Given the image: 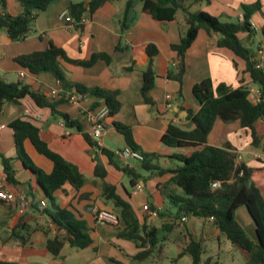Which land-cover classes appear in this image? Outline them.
<instances>
[{"label":"crops","instance_id":"1","mask_svg":"<svg viewBox=\"0 0 264 264\" xmlns=\"http://www.w3.org/2000/svg\"><path fill=\"white\" fill-rule=\"evenodd\" d=\"M88 1L90 0L51 1L47 9L37 15L35 32L21 41L11 42L2 33L0 78L10 82L22 81L30 85L34 92H39L49 99H56L62 93L66 97L74 94L73 87L64 90L52 74L31 75L15 61L18 56L44 51L49 41L53 42L64 53L65 58L58 59V65L71 85L101 87L117 92L120 109L113 117L106 120L105 135L98 141L101 147L112 152L129 148L124 136L112 127L111 124L116 122L129 127L133 141L141 154H169L172 151L160 143V138L169 122L185 128L192 127L190 122L183 118L187 116L188 110L195 112L199 109V104L192 93L196 83L210 80L213 86L223 84L233 89L241 82L249 83L250 80L245 73V62L232 51L218 47V36H209L204 30H200L185 54V71L181 86L182 101L179 104L173 102L172 108H167L166 96L175 98L180 88L177 82L166 77L177 61L171 45L179 42V22H155L142 13L141 4L137 3L130 12L129 28L122 34L117 22L123 15L125 0H110L91 16L83 28L66 24L61 16L62 13L68 11L71 4H83ZM6 2L10 15L16 16L22 12L17 0H6ZM256 4L260 7L250 19L255 34L249 38L248 32H241L239 37L245 45L257 43V59L259 62L262 61L264 67L262 35L264 0H210V3H202L193 10L204 11L222 22H237L243 19L242 5ZM149 44L157 49L153 61L156 79L149 93L152 104H147L140 93L143 72L147 66L145 47ZM118 46L122 49L116 51ZM93 54H106L111 61L107 63L103 59H98L91 67H81L71 63V61H87ZM129 67L132 68L128 69ZM20 72L24 73L22 79L19 77ZM95 104L96 107L92 109ZM178 107L181 109L179 110ZM56 110L67 114L71 119L79 120L83 132L89 134L91 121L105 112V105L100 98H85L78 102H61L56 106ZM16 120L29 122L38 128L40 138L48 148L75 165L84 175L86 183L78 192L66 184L55 191L52 197L55 207L64 209L69 208L71 204L73 206L71 211L80 215L78 218L83 220L89 229L88 234L92 240L90 247L77 249L64 242L56 256L48 251L47 240H52L55 236L62 238L64 231L58 230L52 224L46 214V210L52 211L51 202L45 199L35 175L26 169L16 156L14 131L10 127ZM0 124L6 126L0 130V155L11 160L10 165L15 180V183L7 180L0 160V190L13 198L9 203L0 200V260L18 264H163L161 260L155 263L133 261L132 258L141 249L133 242L118 237V230L122 229L124 224L119 221V224L114 226L97 222L98 212L114 213V210L112 205L103 199L100 182L93 176L96 164L94 153L81 133L66 129L60 118L52 116L49 109L36 106L28 97L18 103H3L0 110ZM207 143L216 148L227 145L240 157V163L252 169H264V152L251 146L250 136L240 127L239 122L227 124L217 119L207 136ZM23 146L32 164L44 173L50 174L53 169L52 162L38 154L28 140L24 141ZM98 160L106 170L105 182L113 185L116 195L130 204L140 225L160 228L167 222L164 213L167 212L169 205L157 190V184L166 181L168 175L157 177L141 171L138 161L119 160L118 162L123 166L133 168L141 174L142 178L138 182L141 189L138 190L136 187H131L130 180L124 173L108 164L106 157L100 156ZM158 163L164 165V168H174L178 165L164 157L159 158ZM22 199L28 203L25 209L21 205ZM41 200L46 203L44 208L39 206ZM175 211L176 209L171 208L169 212ZM155 212L158 214L152 215ZM235 214L236 218L237 215L242 217L245 225L251 226L250 235L236 220L248 238L256 242L254 224L247 210L241 207ZM18 224L30 226L31 231L35 229L27 246L21 247L17 241L9 239L10 232ZM159 235L161 238L165 234L159 231ZM222 237L224 236L212 226L211 221L186 216V220L183 223L179 222L178 226L168 234L162 249L170 256L172 262L187 261L188 264H192L190 256L180 255L190 238L201 241L205 249L208 242L212 244L217 242L218 247V241ZM230 247L232 248L231 245ZM211 249L213 250L206 257L203 254V261L218 256L214 248ZM241 255L244 259L242 251ZM168 258L166 256V260Z\"/></svg>","mask_w":264,"mask_h":264},{"label":"trees","instance_id":"2","mask_svg":"<svg viewBox=\"0 0 264 264\" xmlns=\"http://www.w3.org/2000/svg\"><path fill=\"white\" fill-rule=\"evenodd\" d=\"M17 1L22 12L12 16L8 13L6 0H0V35L4 33L11 42L21 41L34 33L37 15L44 12L53 0ZM109 1L90 0L83 4H71L68 12L76 21H79L85 12L91 18L104 3ZM137 3L141 4L142 13L155 22H179V42L171 45L177 64L166 75L168 80L177 82L180 87L175 98H172V104L173 102L179 104L182 101L181 86L185 71V54L200 30H204L209 36H218V47L232 51L235 56L243 60L249 83L257 85L261 91V100L255 103L249 99L247 90L249 83L241 82L234 89L223 84L213 86L210 80L196 83L192 88V93L199 104V109L195 112L188 110L187 116L183 118L189 121L192 127L185 128L169 122L160 138V143L172 152L142 154V160L138 161L141 171L157 177L169 176L166 181L157 184V190L169 205L166 214L164 213L167 222L163 223L160 228L146 224L140 225L130 204L116 195L113 185L105 182L106 170L98 157H106L109 165L129 178L133 188L138 185L142 178L141 174L133 168L123 166L118 162L114 152L101 147L88 133L83 132L79 120L71 119L67 114L56 110V106L61 102L69 101L72 94L66 97L62 93L56 99H49L39 92H34L30 85L22 81L10 82L5 78H0V110L3 103H18L28 97L36 106L47 108L52 116L60 118L66 129L75 130L83 135L94 153L96 164L93 176L100 182L102 197L112 205L119 221L124 224V227L118 230V237L133 242L141 249L132 258L133 261L139 263L160 261L164 258L162 247L168 234L178 226L179 222H182L181 218L193 216L211 221L212 226L226 238L232 247L243 252L246 264H264V169H252L237 162L238 155L227 145L223 148H216L207 143V136L217 119L227 124L239 122L240 127L250 136L251 146L264 152V67L257 68L259 63L257 47L255 49L250 47L252 43L245 45L239 37L241 32H248L249 38L253 37L255 32L250 19L260 6L259 4L242 5L243 19L241 21L222 22L219 18L204 11L193 10L202 3H210V0H125L123 15L117 22L122 34L126 33L129 28L130 12ZM77 28H83V24L78 25ZM262 35L264 38V29H262ZM121 49L118 46L116 51ZM145 53L147 66L143 72L140 93L147 104H152L149 93L156 79L153 61L157 55V49L149 44L145 47ZM60 58H65L63 51L49 41L44 51L18 56L15 61L22 68L27 69L31 75L52 74L64 90L73 87L75 90L73 93L80 97L79 101L85 98L102 99L105 112L99 118L98 124L106 130V120L113 117L120 109L117 92L101 87L87 88L80 84L71 85L58 65ZM98 59H103L107 63L111 61L106 54H93L87 61H71V63L81 67H91ZM111 125L124 136L131 150L140 152L133 141L129 127L116 122ZM10 127L14 131L17 158L22 161L26 169L35 175L45 199L52 204V211L46 210V214L58 230L64 231L62 238L55 236L52 240H47L48 251L56 256L64 242H68L71 247L77 249L90 247L92 240L88 234L89 229L86 223L78 218L80 215L71 211L73 208L71 204L69 208L64 209L55 207L52 197L55 191L66 184L78 192L86 183L84 175L75 165L51 151L41 140L39 129L29 122L16 120L11 123ZM25 140L31 143L38 154L52 162L53 169L50 174L44 173L32 164L24 150ZM161 157L178 163V165L174 168H164V165L158 163ZM0 160L7 180L15 183L10 165L11 160L2 155H0ZM214 183H219V186L213 188ZM241 207L247 210L254 224L256 242L248 238L244 229L236 221V210ZM171 208L176 211L169 212ZM33 231L26 224H18L10 232L9 239L17 241L19 246L24 247L30 244L29 238ZM159 231L165 234L161 238H159ZM204 250L201 241L190 238L180 255L190 256L192 264H218L217 262L212 263V258L203 261ZM0 264L18 263L0 260Z\"/></svg>","mask_w":264,"mask_h":264},{"label":"built area","instance_id":"3","mask_svg":"<svg viewBox=\"0 0 264 264\" xmlns=\"http://www.w3.org/2000/svg\"><path fill=\"white\" fill-rule=\"evenodd\" d=\"M61 16L64 19L66 24H68L71 27H75V28H77L78 25L86 24L90 20V16L86 12L81 15V18L79 21H76L73 17H71L68 11H64ZM176 64H177V61H176ZM262 66L263 65L261 61L258 63L257 68H260ZM19 77L22 79L24 77V73L20 72ZM247 90H248L249 99L252 102L257 103L261 100V91L257 85L252 84V83L248 84ZM79 98L80 97L74 93L70 96L69 101L78 102ZM172 106L173 104H172L171 96H166V107L172 108ZM100 117L97 116L93 118V120L91 121V132L89 133V135L97 142L105 135V131H106L100 124H98V120ZM5 127H6L5 125L0 124V130H3ZM114 155L117 157L118 160H126V159H132L135 161L142 160V154L138 151H133L130 148H125L123 150H116L114 151ZM239 161H240V157L238 156L237 162ZM218 186H219V183H214L212 185L213 188H217ZM136 189L140 190L141 186L137 185ZM0 200L3 202L9 203L13 201V198L10 194H7L3 190H0ZM21 205L25 209L28 203L25 199H22ZM39 206L41 208H44L46 206L45 201L41 200L39 203ZM152 215H157V214L155 212ZM185 220H186V217L181 218L182 222H184ZM97 222H105V223L117 226L119 224V218L116 216V214L112 212L101 211V212H98Z\"/></svg>","mask_w":264,"mask_h":264},{"label":"rangeland","instance_id":"4","mask_svg":"<svg viewBox=\"0 0 264 264\" xmlns=\"http://www.w3.org/2000/svg\"><path fill=\"white\" fill-rule=\"evenodd\" d=\"M246 45L248 46L249 44H246ZM256 46H257L256 42L254 44L250 45V47H252L253 49H255ZM236 220L242 225V227L245 229V231L247 233H249L250 235L252 234V233H250L251 229L249 228L251 226L245 225L244 222L242 221V217L240 215H237ZM251 232H252V230H251ZM218 244L219 245L217 247V242L213 243V244H212V242H208V244L205 248L204 257H206L208 254L211 253V251L213 250V249H211V247H213L215 250V253H218V256L213 259L212 263L217 262L218 264H246L245 260L243 259L242 255H241V251L237 248L235 249L234 247L231 248L229 243L226 241V239L224 237H222V239L220 241H218ZM170 250L171 249H169V251ZM166 256L169 257L168 260H166ZM161 261L163 262V264H188L187 261H179V262L173 261L172 262L170 256L166 252L164 253V258H162Z\"/></svg>","mask_w":264,"mask_h":264}]
</instances>
